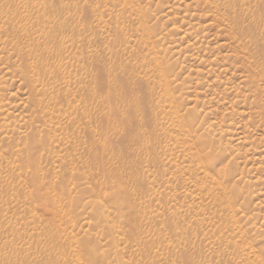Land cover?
<instances>
[{"label": "rangeland", "instance_id": "1", "mask_svg": "<svg viewBox=\"0 0 264 264\" xmlns=\"http://www.w3.org/2000/svg\"><path fill=\"white\" fill-rule=\"evenodd\" d=\"M0 264H264V0H0Z\"/></svg>", "mask_w": 264, "mask_h": 264}, {"label": "bare ground", "instance_id": "2", "mask_svg": "<svg viewBox=\"0 0 264 264\" xmlns=\"http://www.w3.org/2000/svg\"><path fill=\"white\" fill-rule=\"evenodd\" d=\"M165 76V83L163 85V87L167 90V87H168V82H167V75L166 74H163Z\"/></svg>", "mask_w": 264, "mask_h": 264}]
</instances>
